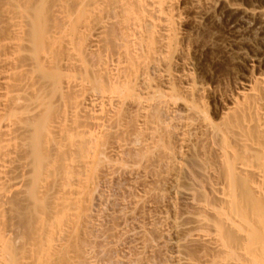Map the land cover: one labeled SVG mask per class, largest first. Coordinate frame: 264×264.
Listing matches in <instances>:
<instances>
[{
  "label": "bare ground",
  "instance_id": "1",
  "mask_svg": "<svg viewBox=\"0 0 264 264\" xmlns=\"http://www.w3.org/2000/svg\"><path fill=\"white\" fill-rule=\"evenodd\" d=\"M217 1L182 5L208 15ZM178 3L0 0V264H94L92 197L124 170L137 192L104 237L141 225L117 262L264 264V77L216 120L177 70ZM165 187L182 195L171 216L156 208ZM165 219L168 259L153 249Z\"/></svg>",
  "mask_w": 264,
  "mask_h": 264
},
{
  "label": "rangeland",
  "instance_id": "2",
  "mask_svg": "<svg viewBox=\"0 0 264 264\" xmlns=\"http://www.w3.org/2000/svg\"><path fill=\"white\" fill-rule=\"evenodd\" d=\"M183 1L184 0H179L178 3V8H181L180 13L182 14V23L179 25V47L176 55L177 58L175 59L179 65V67H177V70L190 72L191 74H193L194 78L199 83H201L202 86H204V97L209 106V112L212 116H214L216 120H219L225 109L231 107L232 96L236 92L247 90L253 77H264V0H220L219 2L216 0L217 3L215 4V8L210 13H208V15L199 13L202 11L194 8L191 9V7L189 8L188 6V9L187 7L185 8V6L182 5ZM194 10H196L197 14H195L196 12ZM181 60H183V62ZM181 67L182 69H180ZM123 170L124 169H122L121 171ZM125 171L126 170L120 172V174L118 172V174L113 175L108 179H106V177H103L99 184L98 192L95 193L92 197L93 201L91 202V215L94 225L92 224L91 227L95 226V229L93 227L94 230H92V232V228H90L88 243L89 245L93 244L92 246L94 247V251L92 250V254L90 253L89 255H87V258L89 260L92 259L94 264H124L126 260L124 261L122 260L123 258H119L120 261L117 262L116 260H118V258H115L112 251H116L117 249V253H119L120 248L122 250L125 249L126 252L130 251L127 250V247L133 240V238H131L132 233H136L139 231V226L141 224L139 225L138 221H136V223L135 220H130L129 216L126 218L128 214L125 213V220H127V223L126 226L122 225L124 226V229L123 231L121 229V231H127V233L123 234L125 239L121 236L123 242L122 240H120V243L118 242L117 246H115L112 242L110 243V240L112 239H110L109 237H104L107 232L110 233L109 228L112 227L110 226L112 225V223H120L124 220L123 215H120V211L123 208L120 202L121 200H123L122 198H128L131 190L133 191V193L137 192L135 188H132L131 190L127 189L128 187L126 186L128 183L126 185L125 183L128 182V179L126 178H128L127 175H130L127 171V174H125ZM128 190H130L129 193H127ZM138 190H141V188L139 187ZM163 190H156L158 192V195H162V193L164 195L161 197L159 196V198L157 195L156 198H158V201L156 200L155 202L156 204L158 203V205L156 206V208L159 209V212L161 210V212L163 213V207H167L165 208L166 210H164V213L165 211H167V215L171 216V213H173L172 211L174 210L173 205L171 208V204H173L174 200L178 202L179 199L182 198L180 197L182 195H178L179 193L176 194L175 188L169 187L166 189L163 188ZM131 194L132 192L130 193L129 199L132 200ZM127 198L126 200H128ZM168 198L172 199L173 201H170ZM161 199L164 200H162L163 203L159 201ZM128 201L125 204L126 206L131 207L130 203L132 201ZM156 214L157 216L155 217V220L157 224V220L158 218H161L162 214L161 216L158 213ZM117 215H120L121 218ZM167 215L165 216L167 217ZM111 218L116 221L113 222ZM149 219L150 218L145 219L146 221H143L148 224L147 227H150L149 225L152 222L151 219ZM165 220L167 221L164 222ZM165 220L160 226L161 230L163 231L162 237L155 240V243L153 245L156 248L154 247L153 249L154 252L159 251V253H162L161 255L166 254V258L168 259L172 258L174 254L173 246L175 244L174 242H176L177 239V236L175 237L177 233L176 231H174L175 228H173L172 226L173 221L171 219ZM152 223H154V221ZM91 232H95L94 234L96 235L98 232V235L96 236ZM93 238L97 239L93 240ZM90 241L92 243H90ZM108 242L111 245H107L109 244ZM97 243H100L101 247L103 245L105 249L103 247H99V244L97 245ZM125 244H127V246ZM97 250H101L99 251L101 255L99 254V252H97ZM135 251L133 250V252ZM151 251V249L147 250L149 254L146 252V256L142 255V258H144L145 260L146 257H151L152 255H154H151V253H154ZM103 252L106 255H104ZM99 255L103 256L100 257ZM105 257L108 261L105 260Z\"/></svg>",
  "mask_w": 264,
  "mask_h": 264
}]
</instances>
